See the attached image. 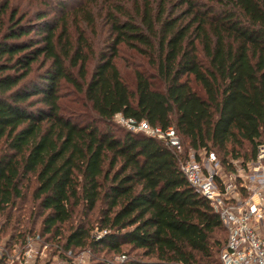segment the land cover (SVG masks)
Instances as JSON below:
<instances>
[{
  "label": "trees",
  "instance_id": "16d2710c",
  "mask_svg": "<svg viewBox=\"0 0 264 264\" xmlns=\"http://www.w3.org/2000/svg\"><path fill=\"white\" fill-rule=\"evenodd\" d=\"M72 1L0 0V234L47 212L57 237L83 206L101 233L84 219L63 251L121 254L100 264H222L220 216L181 166L191 151L226 165L264 145V0H103L97 15L92 0ZM98 16L108 38L92 58ZM121 46L139 60L134 85ZM143 121L174 128L181 150L135 129Z\"/></svg>",
  "mask_w": 264,
  "mask_h": 264
},
{
  "label": "built area",
  "instance_id": "2783aa9c",
  "mask_svg": "<svg viewBox=\"0 0 264 264\" xmlns=\"http://www.w3.org/2000/svg\"><path fill=\"white\" fill-rule=\"evenodd\" d=\"M135 129L181 150V140L172 127L162 130L143 121ZM236 160L225 165L214 152L191 151L181 169L220 216L226 231L221 263L264 264V145L259 146L255 158ZM33 253L31 239L17 249L0 241V264H15L16 258L22 259L19 264H30Z\"/></svg>",
  "mask_w": 264,
  "mask_h": 264
},
{
  "label": "rangeland",
  "instance_id": "374dc122",
  "mask_svg": "<svg viewBox=\"0 0 264 264\" xmlns=\"http://www.w3.org/2000/svg\"><path fill=\"white\" fill-rule=\"evenodd\" d=\"M16 0H11V5L15 3ZM29 0H22V5H27ZM103 2V0H92V5L88 6L95 15H97V4H100ZM37 3V2H35ZM71 3V2H68ZM84 3V5H88L89 1L87 0H74L69 6V9H77V7H80V5ZM80 18V17H79ZM83 19V17L81 16ZM72 21V20H71ZM102 18L98 16V22L96 24L95 30L91 28L88 29V38L91 43H93L94 48H89L87 50L88 54L92 58H96L99 51L103 49L106 44L105 40L108 38V25L105 21H103ZM81 22H83L81 20ZM120 57L117 59V64L119 68L121 69V72L124 76V79L130 84L134 85V78H133V67L135 64L139 61L138 59L132 58L133 53L129 49H127L125 46L120 47ZM136 61V62H135ZM64 93L66 94V97L64 99V102L69 107L74 105L69 100V97L71 89L65 88ZM115 121L117 123H120L122 125L126 124L127 122L120 116H116ZM249 149V148H248ZM218 154V153H217ZM216 154V155H217ZM218 159L223 163V158L218 154ZM242 159L236 160L237 163L241 162ZM32 179V180H30ZM25 184H27L28 188L24 186L25 192L28 194V198L32 199V192L35 188V181L34 178L31 176L28 178V180L24 181ZM18 203H21V200H18ZM25 205V204H23ZM47 212L41 213V215H38L36 218V221L33 223L27 224L25 221H22L20 223L14 222V219H12L10 225L2 230L0 234V240L3 242H6L10 239V237H14L15 240V246L13 245V249H17L18 247H22V242L24 239H31L32 240V246L34 248L33 253V259L30 264H100L98 261H101L103 259H114L116 262L121 261V254H113L108 252L107 249L101 248L93 249L90 246H87L85 248H76L74 250L69 251H63V249L59 248L58 245H64L66 242V236L70 233V227H77V225L80 223V221H88L89 225L93 227L91 230L92 235H98L99 232L97 229V222H96V216L97 213H94V211H90L85 214L83 210V206H79L76 208V213L72 221L64 224L61 226V234L57 237H54V233H48L45 232L44 226L42 224V220ZM14 216L19 214V211L15 208L13 212ZM4 221V216H0V230H1V223ZM59 237H61V241L59 240ZM217 241H220L221 247L223 245L225 237L223 236V233L217 234L216 237ZM11 242L13 240H10ZM60 241V242H58ZM14 242V241H13ZM26 243V240H25ZM16 247V248H15ZM22 261V259L16 258V263L19 264V261Z\"/></svg>",
  "mask_w": 264,
  "mask_h": 264
}]
</instances>
